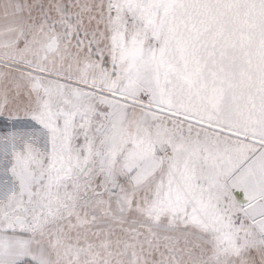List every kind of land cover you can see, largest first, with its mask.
I'll use <instances>...</instances> for the list:
<instances>
[{
    "label": "snow or ice",
    "instance_id": "6c2138e0",
    "mask_svg": "<svg viewBox=\"0 0 264 264\" xmlns=\"http://www.w3.org/2000/svg\"><path fill=\"white\" fill-rule=\"evenodd\" d=\"M0 264H264V0H0Z\"/></svg>",
    "mask_w": 264,
    "mask_h": 264
}]
</instances>
